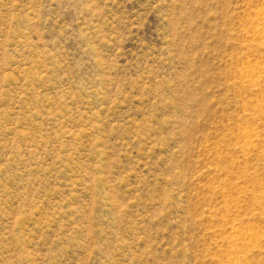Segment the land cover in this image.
<instances>
[{
	"label": "rangeland",
	"instance_id": "374dc122",
	"mask_svg": "<svg viewBox=\"0 0 264 264\" xmlns=\"http://www.w3.org/2000/svg\"><path fill=\"white\" fill-rule=\"evenodd\" d=\"M257 11L0 0V264H264Z\"/></svg>",
	"mask_w": 264,
	"mask_h": 264
},
{
	"label": "bare ground",
	"instance_id": "6f19581e",
	"mask_svg": "<svg viewBox=\"0 0 264 264\" xmlns=\"http://www.w3.org/2000/svg\"><path fill=\"white\" fill-rule=\"evenodd\" d=\"M253 38L258 39L261 45H264V12H256V22L254 23L252 29L250 30ZM242 80L248 82V84H253L257 86L260 79L264 81V65L256 67H248L241 73ZM262 82V81H261ZM264 103V102H263ZM264 109V105L260 102L254 108V113H258ZM254 135H248L245 144L251 145L254 143ZM256 136V135H255ZM230 233V244L233 257L230 258L229 264H242L240 262V256H245L250 250V246L258 240V236L254 234H249L246 231H239L236 229V226L232 224Z\"/></svg>",
	"mask_w": 264,
	"mask_h": 264
}]
</instances>
